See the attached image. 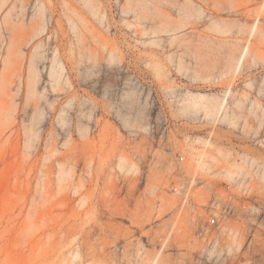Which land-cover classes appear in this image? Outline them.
I'll use <instances>...</instances> for the list:
<instances>
[{"label": "rangeland", "instance_id": "374dc122", "mask_svg": "<svg viewBox=\"0 0 264 264\" xmlns=\"http://www.w3.org/2000/svg\"><path fill=\"white\" fill-rule=\"evenodd\" d=\"M263 11L0 0V264H188L217 243L199 262L214 264L242 229L249 264H264Z\"/></svg>", "mask_w": 264, "mask_h": 264}, {"label": "bare ground", "instance_id": "6f19581e", "mask_svg": "<svg viewBox=\"0 0 264 264\" xmlns=\"http://www.w3.org/2000/svg\"><path fill=\"white\" fill-rule=\"evenodd\" d=\"M251 1H252V0H247V2H251ZM254 1H255V0H254ZM255 3H256V2H255ZM257 3H258V2H257ZM251 4H252V3H251ZM246 5H249V4L246 3ZM255 5H256V4H255ZM255 9H256V8H255ZM248 10H249V7H248ZM251 11H252V9H251ZM255 11H257V10H254V12H255ZM249 12H250V11H249ZM254 12H253V13H254ZM244 13H246V10L244 11ZM258 13H259V12H257L256 16H258ZM263 13H264V11H263ZM263 13L261 14V16H263ZM242 14H243V13H242ZM261 16H258V17L261 18ZM34 68H35V67H32V66H31V69H30V76H31V78H30V80H29V85H28V88H29L28 91H29V94H30V95H34V92H35V90H36V79H35V78H36V71H35ZM50 75H51V77H53V79H54L55 81H57L58 77H56V73H51ZM188 96H189L188 99H189V101H190V103H191L192 105H200L199 103H201V102H199V100H200V101H201V100L204 101V99H203V98H204V95L189 94ZM205 98H206V97H205ZM207 98H208V97H207ZM208 99H209V98H208ZM208 99H205V100L209 101L208 103H206L205 108H206L209 112H214V111H217V110L221 109V107H222V103H221V102H220V103H217V102L214 101V100L211 101V100H208ZM202 103H203V102H202ZM259 104H260V102H259ZM201 105H202V104H201ZM263 106H264V105H263ZM203 164H204V161H203V154H200V155L198 156V158H197V167L199 168V167L202 166ZM204 165H205V164H204ZM234 166H235V171H236L235 174H236V175H238V176H239V174H240V175H244V174H243V169H242V167H241L242 165L240 166V164H239V165H238V164H234ZM228 169H229V168H228ZM233 169H234V168H233ZM228 172H229V171H228ZM230 172H231V171H230ZM233 173H234V172H233ZM245 173H246V172H245ZM226 174H227V173H226ZM228 175L234 177V175H232L231 173H229ZM236 175H235V176H236ZM229 176H228V177H229ZM228 177H227V178H228ZM234 178H235V177H234ZM234 180H236V179H234ZM229 181H230V180H229ZM232 181H233V178H232ZM232 181H231V182H232ZM237 184H241V182H238ZM243 184H244V182H243ZM243 184H241V186H242ZM230 185H231V183H230ZM232 185H233V184H232ZM232 185H231V186H232ZM235 185H236V184H235ZM235 185H233V186H235ZM245 185H246V184H245ZM241 186H240V187H241ZM243 186H244V185H243ZM243 186L241 187L242 190L239 188L241 191H243V188H246V187H243ZM246 186H247V185H246ZM252 186H254V185H252ZM236 187H237V185H236ZM238 187H239V185H238ZM238 187L236 188L237 190H238ZM248 187H251V184H250V186H248ZM236 189H234V190H236ZM252 190H253V189H251V188H250V190H246V191H245V189H244V191H245L246 193H248L249 191H250L251 193H253ZM244 191H243V192H244ZM234 192H235V191H234ZM238 192L240 193V191H237L236 194H235V196L237 195ZM243 192H241V193L245 195L246 193H245V192L243 193ZM241 193H240V194H241ZM240 194H239V195H240ZM248 194H249V193H248ZM250 195H251V194H250ZM258 195H259V194H258ZM248 196H249V195H248ZM255 196H256V195H255ZM259 196H261V195H259ZM259 196H258V197H259ZM232 197H233V196H232ZM237 197H238V196H237ZM240 197H241V196H239V198H240ZM245 197H246V196H245ZM227 198H228V196H227ZM230 198H231V197H230ZM235 198H236V197H235ZM243 198H244V197H243ZM262 198H263V197H262ZM232 199L236 201V199H234V198H232ZM240 199H241V198H240ZM240 199H238V200H240ZM245 199H246V198H245ZM251 199H252V198H251ZM260 199H261V198H260ZM256 200H257V199H256ZM235 201H232V200H231V202H233L232 206L235 205V204H234ZM240 201H241V200H240ZM240 201H239V203H236L237 206H239V204L241 203ZM243 201L245 202V200H242V203H244ZM262 201H264V200L262 199L261 202H262ZM261 202H258V203H261ZM246 203H247V201H246ZM262 203H264V202H262ZM244 204H245V203H244ZM250 204H252V203L249 202V205H250ZM240 205H241V206H239L238 208H240V207L243 208V207H244V205H242V204H240ZM245 205H246V204H245ZM260 205H261V204H260ZM260 205H259V206H260ZM262 205L264 206V204H262ZM237 206H236V207H237ZM257 206H258V205H257ZM251 207H252V206H251ZM261 207H262V206H261ZM242 208H241V209H242ZM247 208H248V203H247ZM249 208H250V206H249ZM259 208H260V207H259ZM254 209H255V212H254V213L257 214V212H259V211H257L258 209L256 210V207H255ZM220 210H221V209H220ZM220 210H219V211H220ZM248 210H249V209H248ZM217 211H218V209H217ZM217 211H216V212H217ZM219 211H218V212H219ZM239 211H240V210L238 209V212H239ZM241 211H242V210H241ZM245 211H247V209H246ZM250 211H251V209L249 210V212H250ZM256 211H257V212H256ZM261 211H262V210H261ZM261 211H260V212H261ZM213 212H214V211H213ZM223 212H224V211H222L221 214H223ZM247 212H248V211H247ZM254 213H253V214H254ZM201 214H202V213H201ZM206 214H207V213H206ZM221 214H220V215H221ZM245 214H246V213H245ZM250 214H251V213H249V215H250ZM253 214H252V215H253ZM202 215H203V214H202ZM213 215H214V213H213ZM223 215H224V214H223ZM223 215H221V216H222V219H224V218H223ZM227 215H228V214H227ZM221 216H220V217H221ZM256 216H257V215H256ZM256 216H255V217H256ZM209 217H210V216H209ZM248 217H249V216H248ZM200 218H202V216H201ZM216 218H217V217L215 216V218H212V219L216 221V220L218 219V218H217V219H216ZM206 219H208V218H206ZM212 219H211V220H212ZM251 219H252V218H251ZM254 219H255V218H254ZM256 219H259V217H258V218L256 217ZM202 220H203V219L198 220V221H199V224H201L200 221H202ZM208 220H210V219H208ZM226 220H227V219H226ZM218 221H221V220L218 219ZM218 221H217V222H218ZM250 221H252L251 223H253L255 220H250ZM256 221H257V220H256ZM211 222H212V221H211ZM226 222H227V221H226ZM257 222H258V221H257ZM221 223H222V222H221ZM242 223H243V221H242ZM197 224H198V223H197ZM210 224H211V223H210ZM210 224H209V225H210ZM218 224H219V223H218ZM223 224H224V223H223ZM202 225H203V222H202ZM220 225H221V224H220ZM227 225H228V223H227ZM245 225H246V224H245ZM251 225H252V224H251ZM251 225H250V226H251ZM256 225H257V223H256ZM258 225H259V224H258ZM196 226H197V225H196ZM210 226H212V225H210ZM210 226H209V227H210ZM221 226H222V225H221ZM263 226H264V224H263ZM263 226H262V224H261V227H263ZM95 227H96V226H95ZM201 227H203V226H201ZM209 227H207L206 230H207ZM227 227H228V226H227ZM227 227H226V228H227ZM243 228H244V227H243ZM251 228H252V227H251ZM218 229H219V228H218ZM240 229H241V228H240ZM256 229H257V228H256ZM259 229H260V227H259ZM208 230H209V229H208ZM243 230H244V229H242V231H243ZM94 231H95V230H94ZM224 231H225V230H224ZM227 231H228V230H227ZM230 231H231V230H230ZM238 231H239V230H238ZM242 231H239L238 233L235 232V231H234L235 233L232 232V233H234V234L231 233V234H232V235H231L232 237H230V238H231L232 240H229V239L227 238V239L230 241L229 244H231V245H229V247H228V248H229V249H228V250H229L228 252H232L231 254H233L232 256L229 254V258H230V259L227 258L226 260L224 259V260L222 261V260H218L219 257H218V259H216V258H217V257H216V258H215L216 261H211V262H213L214 264H215L217 261H218V262L220 261L221 264H249L250 256H249V255H245V254H246V253L244 254L245 251L242 252L243 249L245 250V246H246V244L249 243V242H247V243L245 242V240H246L247 238L245 239V237H244ZM259 231H260V230H259ZM88 232H89V231H88ZM90 232H91V231H90ZM96 232H97V231H96ZM202 232H203V231H202ZM205 232H208V231H205ZM210 232H211V231H210ZM222 232H223V231H222ZM92 234H93V233H92ZM205 234H206V233H205ZM205 234H204V235H205ZM209 234H210V233H209ZM245 234H247V233H245ZM190 235H191V234H190ZM197 235H198V234H197ZM204 235H202V238H203ZM129 236H130V235H129ZM194 236H195V235H194ZM205 236L208 237V239L205 238V240L207 239V241H208L209 239H211L212 236H214L213 239H214L215 241H216V239H217V237H216L215 235H212V234H211L210 237H209V235H205ZM205 236H204V237H205ZM227 236H228V234H227ZM228 237H229V236H228ZM246 237H248V236H246ZM84 238H85V237H84ZM87 238H88V237H87ZM195 238H196V236H195ZM94 239H95V238H94ZM193 239H194V238H193ZM188 240H189V239H188ZM188 240H187V241H188ZM152 241H153V240H152ZM183 241H184V240H183ZM185 241H186V240H185ZM185 241H184V242H185ZM192 241H193V240H192ZM196 241L198 242V239H196ZM203 241H204V240H203ZM203 241L201 240V241H199V242L204 243ZM211 241H212V240H211ZM211 241H210V242H211ZM246 241H247V240H246ZM61 242H63V241H61ZM85 242H87V241H85ZM197 242H196V243H197ZM199 242H198V243H199ZM101 243H102V242H101ZM185 243H186V242H185ZM189 243H190V241H189ZM194 243H195V242H194ZM194 243H193V244H194ZM196 243H195V244H196ZM207 243H208V242H207ZM215 243H216V242H215ZM61 244H62V243H61ZM92 244H93V243H92ZM102 244H103V243H102ZM180 244H182V242H180ZM193 244H192V245H193ZM199 244H200V243H199ZM211 244H212V243H211ZM211 244H210V245H211ZM216 244H217V243H216ZM216 244L212 245L213 247L211 246L212 249L209 248L210 246L206 249V248L204 247V245H202V246L199 248V249L202 248V250H199V252H198V256H197L198 258H195V257H192V256H190V257H192V258L188 257V259L190 258L189 261H188V264H196V263L199 264V262L202 261V260H200V259H202L201 257H204V256H205L204 254H205L206 252L210 254V255L207 254V256H208V255L211 256L215 251H217V249L214 247ZM226 244H228V243H226ZM64 245H65V244H64ZM200 245H201V244H200ZM200 245H199V246H200ZM205 245H206V244H205ZM207 245H208V244H207ZM248 245H250V243H249ZM86 246H87V245H86ZM90 246H91V245H89V247H90ZM162 246H163V245H162ZM178 246H179V245H178ZM189 246H190V245H189ZM100 247H101V246H100ZM164 247H165V246H164ZM166 247H167V245H166ZM193 247H194V246H193ZM193 247H192V248H193ZM195 247H196V246H195ZM226 247H227V246H226ZM247 247H248V246H246V251H247V249H249V247H248V248H247ZM94 248H95V247H94ZM102 248H103V247H102ZM192 248H191V249H192ZM196 248H197V247H196ZM204 248H205V249H204ZM86 249H87V248H86ZM125 249H126V248H125ZM197 249H198V248H197ZM197 249H196V250H197ZM214 249H215V250H214ZM221 249H222V248H221ZM196 250H195V251H196ZM203 250H205V251H203ZM62 251H63V249H62ZM62 251H61V252H62ZM84 251H85V250H84ZM89 251H90V250H88V252H89ZM103 251H104V250H103ZM187 251H188V250H187ZM193 251H194V250H193ZM201 251H203L204 253L201 252ZM233 251H234V253H233ZM88 252H87V253H88ZM196 252H197V251H196ZM196 252H195V255H196ZM62 253H63V252H62ZM93 253H94V252H93ZM97 253H98V252H97ZM221 253H222V252H221ZM59 254H60V253H59ZM63 254H64V253H63ZM89 254H90V253H89ZM146 254H147V253H146ZM186 254H187V253H186ZM216 254H217V253H216ZM218 254H220V253H218ZM77 255H78V254H77ZM125 255H126V254H125ZM160 255H161V254H160ZM189 255H190V254H189ZM75 256H76V254H75ZM86 256H87V255H86ZM96 256H98V255H96ZM109 256H110V255H109ZM116 256H117V253H116ZM207 256H205V257H207ZM213 256H214V255H213ZM216 256H217V255H216ZM218 256H220V255H218ZM230 256H231V257H230ZM73 257H74V256H73ZM88 257H89V256H88ZM93 257H95V256L92 255V258H93ZM104 257H105V256H104ZM150 257H151V256H150ZM183 257H184V256H183ZM220 257H221V256H220ZM69 258H70V257H69ZM75 258H77V257H75ZM95 258H96V257H95ZM208 258H214V257H208ZM66 259H68V258H66ZM87 259H88V258H87ZM89 259H90V258H89ZM89 259H88V260H89ZM105 259H106V258H105ZM68 260H69V259H68ZM73 260H74V259H73ZM73 260H72V262H73ZM85 260H86V259H85ZM88 260H87V261H88ZM93 260H95V259H93ZM109 260H110V259H109ZM66 261H67V260H66ZM87 261H86V262H87ZM106 261H107V260H106ZM153 261H154V260H153ZM153 261H152V262H153ZM158 261H159V260H158ZM158 261H157V263H158ZM183 261H184V260H183ZM183 261H182V262H183ZM97 262H98V260H97ZM152 262H151V263H152ZM159 262H161V261H159ZM163 262H164V261H163ZM163 262H162V263H163ZM205 262H206V261H205ZM218 262H217V263H218ZM64 263H65V262H64ZM68 263H70V262L68 261ZM92 263H93V262H92ZM155 263H156V262H155ZM183 263H186V262H183ZM71 264H72V263H71ZM89 264H90V263H89ZM100 264H101V262H100ZM114 264H115V263H114ZM141 264H142V263H141ZM159 264H160V263H159Z\"/></svg>", "mask_w": 264, "mask_h": 264}]
</instances>
